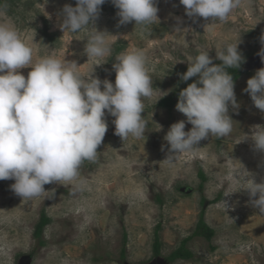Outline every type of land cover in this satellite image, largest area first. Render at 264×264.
<instances>
[{"label": "rangeland", "instance_id": "1", "mask_svg": "<svg viewBox=\"0 0 264 264\" xmlns=\"http://www.w3.org/2000/svg\"><path fill=\"white\" fill-rule=\"evenodd\" d=\"M0 1L5 9L0 22L16 26L33 48V63L47 55L65 57L76 61L82 74L94 68V76L114 84L115 56L139 48L147 54L156 88L144 100L142 115L149 123L141 139L115 135V117L106 111L108 130L97 149L99 159L82 165L81 191L73 194L75 181L54 182L44 186L41 196L22 199L10 188L14 180H0V264H264V215L249 202L244 188L250 180L243 171L244 167L257 183L264 180V153L255 151L251 140L253 128L264 126V112L244 91L247 80L264 68V0H241L226 22L210 25V20L188 17L180 0H157L159 21L147 26L135 21L118 25V9L106 0L93 26L115 35L107 37L112 51L110 56L89 59L84 49L90 26L76 33L59 26L62 8L74 7L76 0ZM177 27L185 30L177 33ZM238 38L244 62L234 81L239 107L229 105L232 133L209 136L195 151L178 154L172 164L163 161L170 147L164 136L173 123L186 120L175 107L180 90L198 78H180L190 58L208 50L213 63L220 64L216 49ZM30 71L31 67L20 69L26 78ZM170 95L176 98L173 108L159 104ZM191 127L186 123L185 131ZM227 193L231 194L224 197ZM223 199L228 202L226 211ZM202 211L214 236H191L187 247L193 257L170 261L168 256L194 232ZM44 213L50 221L38 239L35 228Z\"/></svg>", "mask_w": 264, "mask_h": 264}, {"label": "clouds", "instance_id": "2", "mask_svg": "<svg viewBox=\"0 0 264 264\" xmlns=\"http://www.w3.org/2000/svg\"><path fill=\"white\" fill-rule=\"evenodd\" d=\"M106 0H76L75 6L64 5L61 11L63 32H79L90 26L85 45L89 58L110 56L111 44L106 30L93 25ZM47 3V2H46ZM190 18L226 22L241 0H180ZM118 9V25L135 21L147 26L159 21L157 0H112ZM0 7V15L4 13ZM178 23L180 18H177ZM185 29L175 28L180 33ZM239 38L216 49L214 64L208 50L190 58L182 81L198 77L180 91L176 110L186 120L173 123L164 140L170 146L163 161L172 164L178 154L195 151L209 136L223 138L233 131L229 105L239 107L234 76L229 69H239L244 62L238 50ZM264 45V35L261 36ZM261 59L264 61V49ZM115 83L101 80L93 71L84 75L76 61L54 55L40 57L33 63V48L21 37L16 26L0 22V180H14L10 185L17 196L34 198L44 194L46 184L73 182V194L83 189L81 167L87 161L96 163L97 149L108 130L105 113L115 117V135L126 140L145 137L148 121L145 98L156 88L147 68L143 49L133 48L115 56ZM100 65V64H99ZM31 67L25 75L20 69ZM254 106L264 112V68L247 80L244 89ZM186 123L192 125L185 131ZM159 130L161 126L159 125ZM251 140L255 151L264 153V126L253 128ZM163 150V146H162ZM247 187L249 202L264 215V180L257 183L252 174ZM227 193L224 197L229 196ZM258 197V198H257ZM225 211L228 202L223 199Z\"/></svg>", "mask_w": 264, "mask_h": 264}, {"label": "trees", "instance_id": "3", "mask_svg": "<svg viewBox=\"0 0 264 264\" xmlns=\"http://www.w3.org/2000/svg\"><path fill=\"white\" fill-rule=\"evenodd\" d=\"M0 4H1V1H0ZM241 67L239 69H236V70L235 69H229L228 70L230 72V74H232L234 76V81L236 79H238L239 76L241 75V73H242ZM190 83H192V82H187L181 88V90L186 88L188 86V84H190ZM175 103H176V98L174 95H170L166 98H163L159 102L160 105L166 106L169 109L173 108ZM199 175H200L202 181H204L206 178L204 172L200 171ZM204 201H205V198L202 199V202H204ZM49 221H50V219L45 213L41 215V218L39 219L38 223L36 224V228H35V236L38 239L41 238L43 230H44L45 226L49 223ZM214 233H215L214 229L206 223V221L204 219V212L202 211L200 218L196 224V228H195L194 232L189 237L183 239L181 245L168 256V259L170 261H174V260L179 259V258H182V259L192 258L193 253L187 247V242H188L189 238L191 236H203L207 240H211L212 237L214 236ZM160 246H161V244H160V240H159V236H158V231H156L155 243H154V252L156 255L160 254Z\"/></svg>", "mask_w": 264, "mask_h": 264}, {"label": "bare ground", "instance_id": "4", "mask_svg": "<svg viewBox=\"0 0 264 264\" xmlns=\"http://www.w3.org/2000/svg\"><path fill=\"white\" fill-rule=\"evenodd\" d=\"M0 209H1V207H0ZM2 214V213H1Z\"/></svg>", "mask_w": 264, "mask_h": 264}]
</instances>
